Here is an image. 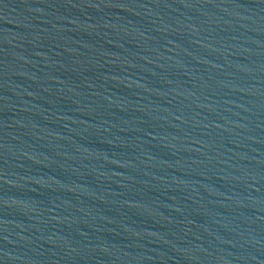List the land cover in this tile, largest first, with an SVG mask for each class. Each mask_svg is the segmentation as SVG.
<instances>
[{"label": "water", "instance_id": "obj_1", "mask_svg": "<svg viewBox=\"0 0 264 264\" xmlns=\"http://www.w3.org/2000/svg\"><path fill=\"white\" fill-rule=\"evenodd\" d=\"M0 264H264V0H0Z\"/></svg>", "mask_w": 264, "mask_h": 264}]
</instances>
